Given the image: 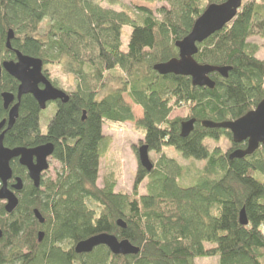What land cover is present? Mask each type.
<instances>
[{
	"label": "trees",
	"instance_id": "trees-1",
	"mask_svg": "<svg viewBox=\"0 0 264 264\" xmlns=\"http://www.w3.org/2000/svg\"><path fill=\"white\" fill-rule=\"evenodd\" d=\"M125 1L0 0V64L15 61L19 51L76 79L75 91H64L69 102L55 103L45 131L42 111L27 95L5 135L10 149L53 144L52 158L61 169L55 179L42 177L36 188L26 168L18 160L11 163L24 187L13 213L0 201V264H196L215 257L219 264H264V145L232 160L230 154L246 144H234L227 130L202 125L236 121L264 101V59L250 43L264 42V0H243L237 17L198 46V64L231 69L227 78L210 76L212 90L194 87L188 77L162 76L154 67L178 58L176 42L191 33L210 5L227 0H131L134 8ZM127 27L132 32L124 51ZM10 30L11 51L6 49ZM18 86L2 73L0 124L8 118L2 95L16 94ZM125 96L143 111L136 123L145 135L143 145L161 156L151 172L139 164L132 196L116 193L111 179L98 186L104 125L135 121ZM183 107L190 111L188 120H196L187 138L181 136L184 121L170 119ZM222 138L230 140L231 153L205 145ZM165 148L203 162V169L189 176L187 168L163 154ZM146 180L147 194L140 195ZM242 210L247 226L240 223ZM101 234L128 240L139 254L115 256L106 246L75 252L77 244Z\"/></svg>",
	"mask_w": 264,
	"mask_h": 264
},
{
	"label": "water",
	"instance_id": "water-1",
	"mask_svg": "<svg viewBox=\"0 0 264 264\" xmlns=\"http://www.w3.org/2000/svg\"><path fill=\"white\" fill-rule=\"evenodd\" d=\"M243 0H227L220 5H210L197 19L191 33L181 41L176 42L179 56L166 63L156 65L154 70L162 76L188 77L194 87L215 88V82L211 79L212 74H219L223 78L228 77L230 68H218L210 65H200L196 62L198 46L222 31L238 15ZM14 32L10 30L7 35L6 49L12 50L11 42L14 40ZM15 61H4L0 64V76L3 71L13 77L18 83L17 94L4 93L2 95L4 108L10 109L8 119L0 124V201L5 204L7 213H13L19 205L17 193L22 191L24 184L21 178H14L11 163L18 160L19 164L26 168L31 182L36 188L40 187L42 177L50 169V158L53 157L55 147L53 144L43 145L37 148H6L4 145L5 135L12 130L18 117L20 104L24 96L31 95L39 105L41 111L47 109L50 103H68L69 95L63 90L56 88L44 75V63L41 59L25 56L15 51ZM85 116V115H84ZM85 120V117H84ZM196 120H188L181 123V136L187 138L193 131ZM207 129H224L231 133L234 144H246V149H237L230 154V159H243L253 155L260 146L264 145V101L255 110L244 117L231 122L216 124L203 122ZM2 133V131L5 129ZM149 148L143 145L138 150L139 164L147 172L154 168L149 157ZM14 178V179H13ZM11 181L14 184L9 187ZM38 221L43 224L39 211L34 212ZM240 223L243 226L249 224L245 210L240 213ZM122 229L126 225L118 222ZM44 234H39L42 241ZM99 246H106L115 256H136L139 249L128 240L120 241L117 237L109 234L94 236L76 245L75 252L78 255L89 254Z\"/></svg>",
	"mask_w": 264,
	"mask_h": 264
},
{
	"label": "rangeland",
	"instance_id": "rangeland-1",
	"mask_svg": "<svg viewBox=\"0 0 264 264\" xmlns=\"http://www.w3.org/2000/svg\"><path fill=\"white\" fill-rule=\"evenodd\" d=\"M247 1V0H246ZM125 5L134 8L131 0H126ZM162 5L158 4L156 9H159ZM106 7V4H104ZM115 9H118L116 7ZM131 28H125L122 37V49L124 51L128 48V43L131 35ZM250 43L259 47L260 51L257 57L261 60L264 59V42L259 38L250 40ZM47 72L51 83L55 84L57 88L65 91L66 93H72L76 89V79L72 75H68L63 72L59 67H46L44 72ZM125 102L131 106L134 122H127L125 124H105L103 127V134L105 137V146L103 148L102 157L100 161V173L98 186L102 187L103 183L107 179H111L116 183V193L132 196L133 186L136 178V174L139 168L138 150L143 146L145 135L144 132L137 127V121L143 118V111L140 107L133 105L130 99L125 96ZM56 112L55 106L50 103L45 111L41 114V123L43 131L46 130L49 120L54 116ZM190 111L187 107L177 108L173 110L170 117L171 120L181 119L183 121L188 120ZM205 145L211 150L221 149L224 153H231V142L227 138H222L220 141H213L208 139L205 141ZM163 154L168 158L176 160L181 166L187 168L189 176L192 177L196 172L203 169L204 163L195 160H186L183 156L173 148H165ZM151 162L155 165L161 158L160 155L155 153H149ZM50 169L43 175L44 179H55L56 173L60 171L61 164L50 158ZM184 184H189L188 181H183ZM148 180L139 188V194H147ZM196 264H219V257L197 259Z\"/></svg>",
	"mask_w": 264,
	"mask_h": 264
},
{
	"label": "flooded vegetation",
	"instance_id": "flooded-vegetation-1",
	"mask_svg": "<svg viewBox=\"0 0 264 264\" xmlns=\"http://www.w3.org/2000/svg\"><path fill=\"white\" fill-rule=\"evenodd\" d=\"M9 51H11V50H9ZM14 53H15V52H14ZM3 72H5V71H3ZM3 72H2V73H3ZM1 75H2V74H1ZM8 75H9V74H8ZM50 82H51V81H50ZM18 87H19V86H18ZM17 91H18V90H17ZM13 94H14V93H13ZM16 94H17V93H16ZM16 94H15V95H16ZM15 104H16V102H15L13 105H11L10 108H9L8 110H6V109L4 108L6 111H8V115H9V111H10V109H11ZM52 104H53L54 106H56L55 103H52ZM7 119H8V118H7ZM7 119H5V120H7ZM190 120H192V119H190ZM6 129H7V127H6L3 131H6ZM3 131H2V133H3ZM10 183L12 184L13 182L11 181ZM13 184H14V183H13ZM13 184H12V185H13Z\"/></svg>",
	"mask_w": 264,
	"mask_h": 264
}]
</instances>
